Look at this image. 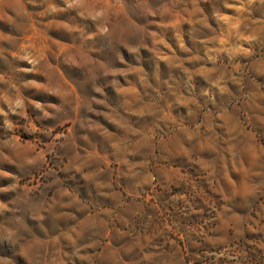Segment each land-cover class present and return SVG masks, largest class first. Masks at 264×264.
I'll list each match as a JSON object with an SVG mask.
<instances>
[{
    "label": "rangeland",
    "instance_id": "1",
    "mask_svg": "<svg viewBox=\"0 0 264 264\" xmlns=\"http://www.w3.org/2000/svg\"><path fill=\"white\" fill-rule=\"evenodd\" d=\"M0 264H264V0H0Z\"/></svg>",
    "mask_w": 264,
    "mask_h": 264
}]
</instances>
